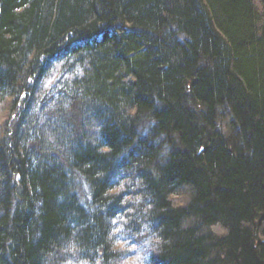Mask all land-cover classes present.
Segmentation results:
<instances>
[{
    "label": "trees",
    "instance_id": "16d2710c",
    "mask_svg": "<svg viewBox=\"0 0 264 264\" xmlns=\"http://www.w3.org/2000/svg\"><path fill=\"white\" fill-rule=\"evenodd\" d=\"M0 264H264V0H0Z\"/></svg>",
    "mask_w": 264,
    "mask_h": 264
}]
</instances>
